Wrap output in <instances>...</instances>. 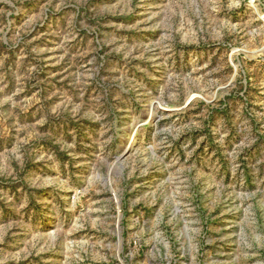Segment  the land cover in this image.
Instances as JSON below:
<instances>
[{"label":"rangeland","instance_id":"1","mask_svg":"<svg viewBox=\"0 0 264 264\" xmlns=\"http://www.w3.org/2000/svg\"><path fill=\"white\" fill-rule=\"evenodd\" d=\"M0 264H264V0H0Z\"/></svg>","mask_w":264,"mask_h":264}]
</instances>
